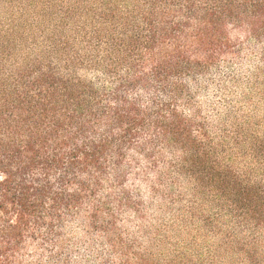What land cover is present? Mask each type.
<instances>
[{"label":"trees","instance_id":"obj_1","mask_svg":"<svg viewBox=\"0 0 264 264\" xmlns=\"http://www.w3.org/2000/svg\"><path fill=\"white\" fill-rule=\"evenodd\" d=\"M223 64L264 77V0H0V264H160L122 218L181 183L264 229V120L201 102Z\"/></svg>","mask_w":264,"mask_h":264},{"label":"rangeland","instance_id":"obj_2","mask_svg":"<svg viewBox=\"0 0 264 264\" xmlns=\"http://www.w3.org/2000/svg\"><path fill=\"white\" fill-rule=\"evenodd\" d=\"M242 56L247 63L257 62L249 47H245ZM225 67L221 70V78H214L215 84L201 97L207 119L213 120L218 109L225 114L233 107L240 116H249L253 125L263 122L264 77L245 96L232 85L221 88V80H230ZM231 68L242 76L243 82L247 80L236 64ZM206 192L202 186L188 183H181L155 197L144 190L142 212L122 218L127 226L125 233L132 232V240L138 242V247L157 245L160 264H175L171 262L184 261L182 258L191 264H264V229L257 228L251 219L249 222L253 225L242 220L239 223L238 213ZM77 236L83 237L81 229L77 230ZM82 247L76 249V255L88 253Z\"/></svg>","mask_w":264,"mask_h":264}]
</instances>
